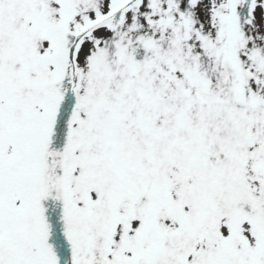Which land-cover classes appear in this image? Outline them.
Instances as JSON below:
<instances>
[{
  "label": "snow or ice",
  "instance_id": "6c2138e0",
  "mask_svg": "<svg viewBox=\"0 0 264 264\" xmlns=\"http://www.w3.org/2000/svg\"><path fill=\"white\" fill-rule=\"evenodd\" d=\"M0 264H264V0H0Z\"/></svg>",
  "mask_w": 264,
  "mask_h": 264
}]
</instances>
